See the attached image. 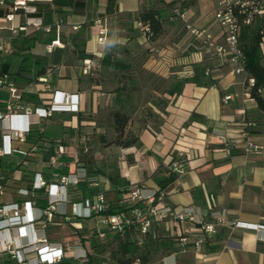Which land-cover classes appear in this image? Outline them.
Masks as SVG:
<instances>
[{
    "label": "crops",
    "instance_id": "1",
    "mask_svg": "<svg viewBox=\"0 0 264 264\" xmlns=\"http://www.w3.org/2000/svg\"><path fill=\"white\" fill-rule=\"evenodd\" d=\"M171 2L174 0L164 1ZM159 4V0H54L35 5L34 17L50 27V32L29 28L26 35L13 39L3 33L10 52L0 59V70L25 93L26 100L39 103L33 84L46 78L51 93L41 98L61 104L62 94L76 96L78 111L55 112L41 125L46 140H57L67 148L62 167L50 169L38 148L25 164L20 165V161L13 173L4 170L5 157L0 158V184L5 187L0 205L18 200L12 181L26 179L30 183L40 173L50 183L51 173L66 175L83 168L89 176L99 179L100 190L111 208H129L122 190L137 186L145 194L156 192V198L160 196L157 203L162 206L194 208L204 222L210 220L212 210H217L224 211L231 222L259 227H218L216 234L208 237L188 222L152 223L148 233L153 237L178 239L176 250L168 255L159 253L153 264H264V113L254 100L244 97L246 75L235 74L230 64L205 54L197 42L186 36L170 9L163 11V34L154 42L144 39L133 21L134 14ZM180 10L194 27L220 39L214 16L201 9L198 0L193 7ZM24 22L25 16L17 13L14 23L21 26ZM259 24L257 19L253 26ZM102 28L107 31L106 41L99 44L96 36ZM56 40L60 46L48 52L46 47ZM260 50L264 63V38ZM55 51L58 55L53 59ZM11 55L20 58L15 72L9 70L7 58ZM106 58L109 61L103 63ZM83 60L91 61L90 74H83ZM206 70L209 75H205ZM225 96L230 100L224 104ZM122 105L134 110L128 131L138 138V143L128 148H104L94 136L104 133L102 126L109 112ZM36 120V116L14 118L11 125L24 129ZM49 121L62 125L61 137L45 135ZM243 132L247 133L246 139L241 137ZM221 134L236 140L237 145L228 150ZM88 141L101 149L113 147L120 153L113 174L98 173L97 162H80L78 146L84 145L85 155ZM246 141L257 146L258 151L247 149ZM174 162L181 163V172L173 171ZM169 175L174 180L160 191L157 180ZM84 185L88 184L80 182L70 189ZM35 203L38 209L45 207L43 192L36 194ZM57 209L71 217L69 205L60 204ZM77 209L82 212L80 205ZM31 215L37 218L39 212L33 210ZM92 218L71 217L68 222L56 214L44 232L37 221L25 228L26 236L18 238L15 231L6 230L0 232V240L12 239L14 244H21L45 234L50 243L85 250L95 264V251L104 240L97 233L110 238V231L88 226L86 220ZM180 237L187 241L182 243ZM66 254L70 258L71 253Z\"/></svg>",
    "mask_w": 264,
    "mask_h": 264
},
{
    "label": "built area",
    "instance_id": "2",
    "mask_svg": "<svg viewBox=\"0 0 264 264\" xmlns=\"http://www.w3.org/2000/svg\"><path fill=\"white\" fill-rule=\"evenodd\" d=\"M54 0H0V59L10 51L6 46L3 33L7 34L8 39L16 38L19 35H26L29 28L33 30H42L50 32V27L42 25L40 18L34 17L36 14L35 5L39 3H52ZM214 9V22L218 26L221 37L219 40L207 32L205 29L194 27L186 19L185 13L176 8L173 13L183 26L188 38L197 42L201 50L210 58L217 59L220 62L228 63L233 67V72L237 75L244 73V59L239 45V36L242 28L252 26L255 21L260 20L262 33H264V0H212ZM21 12L25 16L23 25L18 26L15 22V16ZM99 23V21H97ZM140 27L141 24L137 23ZM58 28V26H56ZM106 28L98 31L97 42L103 44L106 41ZM142 36L144 35L141 33ZM59 41H53L46 47L48 52L53 47H59ZM92 64L90 60H83V74H90ZM209 75V70L205 71ZM254 81L249 78L244 83V97L253 100L250 97V89ZM34 93L40 98L39 103L34 105L25 98V93L18 89L10 79V76L0 70V158L18 154L23 160L20 165L25 164L27 158L36 151L33 147L29 151H20L12 147V142L24 143L31 126L39 127L41 132L42 122L49 119L55 112H77L76 96L62 94L63 102L56 104L54 100L41 98L44 93H51L48 80L39 78L33 84ZM264 95V91L260 92ZM230 100V96H225L222 102L225 104ZM36 116L37 120L29 124L24 129H18L11 125L14 118H27ZM241 137L246 139L247 133L243 132ZM220 139L228 150L237 145L236 140L227 139L223 134ZM246 148L258 151V147L245 142ZM68 155L67 148L58 145L52 155L47 160V165L53 171L62 167L61 159ZM173 171L181 172V163L172 164ZM52 182L48 183L40 173L34 175L33 180L27 188H20L16 191L18 200L8 204L0 205V232L13 230L18 238L26 236L25 228L32 226L39 221L42 226V232L47 225L51 223L56 214L70 221L71 217L78 219H87L97 217L99 222L107 227L110 232L123 235L133 224H136L138 234V244H142V237L148 232L152 223L164 220L172 224L191 223L198 227L200 233L208 237L216 234L218 227L241 228V229H259L258 226L248 225L241 222H231L227 219L224 211H211L209 221H203L198 212L192 207L172 208L162 206L157 203L160 196L156 198L157 193L149 191L145 194L140 188L127 189L124 193V199L129 203L128 211H115L107 203L104 194L100 191V182L96 176H89L85 169L76 168L72 173L62 175L51 173ZM80 182L87 183L95 193L81 203H72L68 193L70 188L76 187ZM43 191L46 199V205L42 209L36 208V192ZM5 194V188L0 184V197ZM144 204L140 206V204ZM69 205L71 217L66 212H59L58 205ZM137 204V206H136ZM81 206L80 212L77 206ZM33 210L39 212L37 218L31 215ZM100 239L105 238V234L98 232ZM182 243L186 238L180 240ZM0 254L7 256L8 264H60L66 253H71L70 258L74 264H93L90 256L83 249H77V246H67L61 243H50L45 234L39 239L21 244H14L13 240H0Z\"/></svg>",
    "mask_w": 264,
    "mask_h": 264
},
{
    "label": "trees",
    "instance_id": "3",
    "mask_svg": "<svg viewBox=\"0 0 264 264\" xmlns=\"http://www.w3.org/2000/svg\"><path fill=\"white\" fill-rule=\"evenodd\" d=\"M164 1L165 0H159V5L152 6L147 9H141L134 14L133 21L141 24L138 29L144 34L143 37L147 42H154L163 34L164 23L166 21L163 17L164 9H170L174 15L173 11L178 8L179 5L182 9H187L195 5V0H174V2H171L170 4H165ZM261 31L262 28L260 24L257 26L252 25L250 27L242 28L239 36V45L244 59V74L247 79L251 78L254 81V85L249 92L250 97L255 101L258 110L264 113V95H261L260 93L261 91H264V63H262V53L260 50V43L262 38H264V33ZM108 61L109 58L103 59V63ZM133 111L134 110L131 106L122 105L109 112L105 123L111 125L113 138L107 141L104 133L94 136L102 147L107 148L115 146L119 148H128L131 145L138 143V138L128 131ZM24 143L28 146L27 151L33 147L36 149L38 148V153H42L44 161L46 162L49 156L53 154L54 148L58 145H63L57 140H46L37 126L30 127ZM84 150V145L80 144L78 146V154L81 157L80 162L83 165H85L84 163L87 161L86 156L83 154ZM31 155L29 157H32ZM158 171H161V165H159ZM173 180V175H169L164 180H157L159 190H163ZM28 186L29 182L26 179L21 181H12V187L16 191L20 188H27ZM133 188H135V186H129L122 191ZM42 192L43 191L41 190L36 192V194ZM68 193L71 197L72 203H81L86 194L93 195L95 190L88 188V185H84L80 189H69ZM111 209L115 210L118 208ZM118 210L128 211L129 208L126 209L120 207ZM71 225L73 224L71 223ZM137 238L138 234L136 232V224H133L123 235L113 234L111 239L116 242L117 246L116 251L110 256L111 260H113L115 264H153L154 258L159 253L160 255H168L174 252L176 250V240H178H175V238H157L147 233L144 237H142V244L139 245ZM105 239L107 238H104V240ZM60 264L74 263L72 259L64 258Z\"/></svg>",
    "mask_w": 264,
    "mask_h": 264
},
{
    "label": "rangeland",
    "instance_id": "4",
    "mask_svg": "<svg viewBox=\"0 0 264 264\" xmlns=\"http://www.w3.org/2000/svg\"><path fill=\"white\" fill-rule=\"evenodd\" d=\"M198 6L203 9L204 11H209L208 14H211L214 16V9L215 6L212 2V0H198ZM179 9H182L181 6H178ZM58 55V52L55 51L52 55V58L55 59ZM7 61L10 64V71L15 72L17 69V66L20 62V58L16 55H11L7 58ZM103 131L106 136V140L109 141L113 138V133L110 127L103 123ZM63 132V127L61 124H56L53 121H49L47 125L45 126V135L49 138H59L61 137ZM89 143V148L88 151L86 152V157L90 163L97 162L98 166L100 169H96L97 172L100 174H113L114 171V166H117V161L120 157V153L116 151L115 148L111 147L110 149H101L95 145L92 141H88ZM18 147L19 150L26 151L27 147L25 144L20 143V142H13V147ZM22 156L19 155H13L11 157H5L4 160V170L9 173H13L19 162L22 161ZM112 167V168H110ZM107 178V177H106ZM128 188V187H127ZM135 188H139L135 186ZM134 188V189H135ZM86 223L90 227H96L99 231H108L107 227L101 225L99 222L98 218H92L86 220ZM108 237L107 239L103 240V244L99 245L97 250L95 251V257H94V263L95 264H115L113 260H111V254L116 251V242L113 241L112 232H108ZM13 236V234H12ZM1 239V236H0ZM92 246V245H91ZM1 251V250H0ZM7 257L6 256H1L0 255V264H7Z\"/></svg>",
    "mask_w": 264,
    "mask_h": 264
}]
</instances>
